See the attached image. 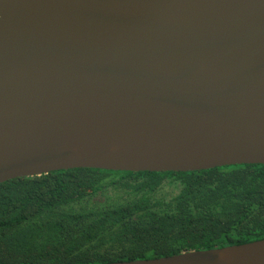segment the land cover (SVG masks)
<instances>
[{"label": "water", "instance_id": "obj_1", "mask_svg": "<svg viewBox=\"0 0 264 264\" xmlns=\"http://www.w3.org/2000/svg\"><path fill=\"white\" fill-rule=\"evenodd\" d=\"M245 164L264 165V0H0V183ZM100 264H264V239Z\"/></svg>", "mask_w": 264, "mask_h": 264}, {"label": "trees", "instance_id": "obj_2", "mask_svg": "<svg viewBox=\"0 0 264 264\" xmlns=\"http://www.w3.org/2000/svg\"><path fill=\"white\" fill-rule=\"evenodd\" d=\"M264 239V165L94 168L0 183V263L100 264Z\"/></svg>", "mask_w": 264, "mask_h": 264}]
</instances>
